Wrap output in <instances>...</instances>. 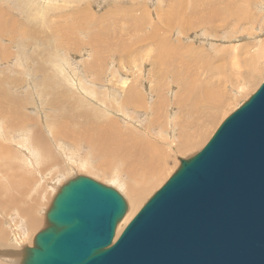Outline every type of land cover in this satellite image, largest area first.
Listing matches in <instances>:
<instances>
[{"label":"rangeland","instance_id":"1","mask_svg":"<svg viewBox=\"0 0 264 264\" xmlns=\"http://www.w3.org/2000/svg\"><path fill=\"white\" fill-rule=\"evenodd\" d=\"M171 2L185 8L190 20L197 19L185 34L183 23L168 33L193 51L192 58L180 57L189 65L187 77L207 91H212L213 82L221 83L216 103L203 113L198 128H186L191 136L186 142L181 126L193 119L177 102L172 77L158 76L151 66L160 55L166 62L171 53L147 54L142 37L149 25L132 30L145 20L157 25V14L170 15ZM242 3L237 0L231 11L226 3L215 20V0H0V17L7 14L4 18L12 21L13 16L19 23L10 22L0 31L4 35L8 28V36H0V264H21L26 247L33 248L36 236L47 228V213L60 190L78 177L113 188L125 199L128 210L117 228L118 240L177 172L181 160L198 154L221 124L256 93L264 82V0ZM94 35L103 37L95 41ZM124 38L132 41L122 63L117 52ZM124 90L134 91L128 105H123ZM220 103L222 109L206 121ZM24 120L37 128L35 134L31 126L20 125ZM105 129L112 132L107 140L100 133ZM42 132L57 160L44 148L33 150L31 141ZM100 140L120 148V154L101 152L95 143ZM187 145V151L179 153ZM150 155L152 161L147 162ZM136 159L156 172L143 174ZM129 164H135V173ZM19 178L22 181L16 183ZM24 184L26 192L19 187ZM145 185L147 193L134 203L133 192ZM38 191L44 199L30 218L39 224L35 230L17 205L23 200L31 204Z\"/></svg>","mask_w":264,"mask_h":264},{"label":"water","instance_id":"2","mask_svg":"<svg viewBox=\"0 0 264 264\" xmlns=\"http://www.w3.org/2000/svg\"><path fill=\"white\" fill-rule=\"evenodd\" d=\"M78 177L21 264H264V82L145 204Z\"/></svg>","mask_w":264,"mask_h":264},{"label":"bare ground","instance_id":"3","mask_svg":"<svg viewBox=\"0 0 264 264\" xmlns=\"http://www.w3.org/2000/svg\"><path fill=\"white\" fill-rule=\"evenodd\" d=\"M226 3H227L228 11H231V9L234 8L235 5L237 4V0H234V1H231V0H215V4H214L215 5L214 15L217 18L215 20H218L219 19V14L221 12V8H222L223 5H226ZM244 3H245V0H243L242 5ZM44 7L45 6L42 7L43 8V11H44ZM161 9L162 8L160 7V10ZM168 10L170 11V15L169 16L167 15L168 14L167 11L161 12L159 15L157 14V19H158V24L157 25H155L154 23H151L152 22L151 20H149L147 22V24H145V22H146V20H145V22L144 23H141L140 25H135V26L133 25L132 30L133 31H136V32L137 31L139 32V27H145L146 28L149 25L148 30L146 32H144L143 37H142V41H144L145 48L148 47V49L145 50V51H148L147 54H149V53H160V52L161 53L162 52L163 53H167V54L168 53H171L170 54L171 55V58L166 59V62H163L162 55H160L157 58H155L153 61H151V66L153 68V71H155L157 69L156 72H157V75L158 76H160V75H168V76H171L172 77L173 83L175 85H177V88H178V95H179V97L177 99V102L182 103L183 110H187L189 116L193 119V122L186 123V124H188L187 126L186 125H182L181 126V129H183V130L185 129L184 131H182V139L185 140V142H186L187 139H189V137H191V136H189L188 134L185 133L186 128L187 127H193V128H196V129L198 128V125H199L198 122H199V119L202 118L203 113L206 110H208L210 106H212V105H214L216 103L215 100H214V98L217 97V95H216L217 86L218 85L220 86L221 83L217 84V83L213 82L212 83V87H213L212 91H207L202 86L197 85L195 79H191V77L190 78L187 77V75H191L190 72H189L190 69H188L189 68V65L183 63V61L180 59V57L182 55H187L189 57L191 56V58H192L193 56H192L191 53H193V51L189 48L188 45H187L188 47L181 45V43L179 42V40L177 42L174 41L173 40L174 37H173V39H172V36L169 38L168 37V35H169L168 33L169 32H171V33L175 32L177 30L176 27H178V23H179V25L181 23H183L185 25V28H183V30L181 31V33L182 34H185L186 33L185 31L187 29H189L193 25L191 22H195V20H197V19L192 18L190 20L191 15H188V14L186 15L185 14V8H183V7L182 8H179L178 5L176 4V2H174V4L172 2L169 3ZM6 13H7V11H6ZM163 13H165V14H163ZM33 14L35 16H37V17L40 16V15H38L35 12H33ZM6 15L5 16L3 15L2 17H0V31L3 29L4 26L9 25L10 22L12 24L19 25L18 22H14V20L12 18L13 16L10 17L12 19V21L11 20L9 21V19L4 18V17H6ZM146 15H148V14H146ZM35 16H33V17H35ZM91 16L92 17H96L95 15H91ZM103 17H104V19L106 18L105 15ZM176 17H177V20H175ZM39 18H38V20H39ZM35 19H37V18L35 17ZM199 21L200 22H203V18H200ZM68 23H70V22H68ZM9 27H10V25H9ZM30 28H31V26L29 27V30H30ZM7 29L8 28L5 27L4 30L2 31V33L6 37L8 36V30ZM31 29L33 31V28H31ZM29 30L27 28H25L24 29L25 34L29 35ZM31 34H32V32H31ZM102 34H104V33H102ZM106 34H107V32H106ZM4 35L1 34L0 35L1 38H4ZM131 35H133V34H131ZM138 35H139V33L136 34V35H134L133 37H138ZM102 37L103 36L94 35V40L95 41L96 40L97 41H101L100 38H102ZM17 38H20V37L17 36ZM10 40H11V42L14 41L13 39H10ZM119 41H120V44L122 43V45L120 47L118 46L119 47V50L118 49L117 50L119 52H117V53L121 57V61L120 62L124 63V62H126V58H124V57L127 56V54L129 55V53H128L129 49L127 47H131V43L130 42L132 41V38L129 39V40L127 38H124V39H122V42H121V40H119ZM129 43H130V45H129ZM142 45H143V43H142ZM124 46H126V47H124ZM149 46H151L152 49ZM183 48H186V50L184 51ZM41 49H43V48H41ZM41 51L42 52H45L44 50H41ZM166 67L168 68V73L167 72H164V69ZM178 69L183 70V74L182 75H179ZM194 70L195 69H193L191 71H193V73H194ZM170 74H172L173 76L170 75ZM254 79H255V75L251 77V81H253ZM124 91L126 92V94H124V97H122L123 105H128L134 99V91L133 90H124ZM4 94L5 95H8V92H6ZM0 95H2V94H0ZM180 96L182 97V100L180 99ZM185 96H186V98H185ZM137 97H139V95H137ZM222 106H223V103L218 104L215 107V111H213V112L210 113V114H212V113L213 114L210 117H208L207 119H205V120L208 121V122H210L217 115V112L222 109ZM81 114H83V113H81ZM85 117H88V115L85 114ZM6 118H7V116H6ZM20 125L27 126V127L31 126V128L29 127V130L32 131V132H34V134L36 133L37 128L36 127H33L32 126L33 124H29V122H27L26 120H24L23 122H21ZM100 133H102V137H103L102 139H106L107 140L108 137H111L112 136V132L109 129L102 130ZM28 134H31V133H28ZM95 143L98 145L100 151L103 152L104 154L109 153L110 155H113V154L116 153L117 156L120 154V148H118V149L114 148L113 149L112 148L113 145L111 143L110 144L104 143L101 140L100 141H96ZM31 145L33 147V150H36L35 148H38V147L44 148L45 151L48 153V155H50L52 157V160H57V158L55 157V155L52 154L53 149H52L50 143L48 142L47 137L45 136V132H42L40 134V136L38 137L37 141H35L34 139H32ZM188 147H189L188 145L185 146V147H182L180 149L178 147L177 150L179 149V153H182L184 151H187ZM123 155L129 156L127 154H123ZM136 160H137L138 164L141 166V171H142L143 174H145V175H146V173H150L151 174V171L156 172V168L150 167L149 165H147V163L143 164L142 160H138V159H136ZM151 161H152V159H151V155H150V156H148V161L147 162H151ZM128 167H129V169H130L131 172L135 173V164H129ZM9 168H12V167L10 166ZM142 175H140V176H142ZM117 178L118 177H116V179ZM135 180H137V179H135ZM21 181H22V179L19 178V179H17L16 183H19ZM19 187H21L26 192L25 184H24V186H19ZM31 189L32 188L30 187V190ZM148 189H149V185H145L140 191L133 192V199H132L133 202L134 203H137L138 201H140L145 196V194L147 193ZM36 194L37 195L32 200L31 204H27L25 202L26 200L25 201L23 200L22 201L23 204L17 205V207L19 209L25 211L26 216H27L28 219L31 218L32 212L34 210L35 211L38 210V208L41 206L42 201L44 199V193H41L40 191H38V193H36ZM43 208H44V206H43ZM29 225H30L31 229L34 228L36 230V229L39 228V224L35 223L34 222V219H30L29 220ZM119 234L120 233L118 231L117 236H119ZM116 240H117V237L115 238V241ZM2 241H4V240H2ZM1 264H3V263H1Z\"/></svg>","mask_w":264,"mask_h":264}]
</instances>
